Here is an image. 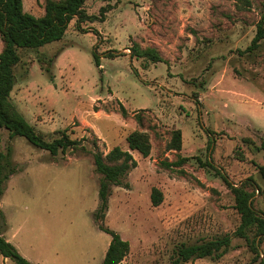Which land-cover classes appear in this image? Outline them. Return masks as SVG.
<instances>
[{
    "label": "rangeland",
    "instance_id": "obj_1",
    "mask_svg": "<svg viewBox=\"0 0 264 264\" xmlns=\"http://www.w3.org/2000/svg\"><path fill=\"white\" fill-rule=\"evenodd\" d=\"M248 2L86 0L87 14L100 16L104 8L102 21L78 29L71 20L60 40L19 49L10 100L45 140L65 130L78 141L52 155L1 129V150L16 171L0 195V228L24 258L101 264L110 241L101 226L129 243L118 264H173L181 243L233 234L240 221L234 194L198 159H210L235 186L251 178L255 186L246 189L264 212V179L256 169L264 164V39L246 49L264 0ZM22 3L32 15L44 13V0ZM135 44L162 61L131 57ZM176 129L181 148L168 149ZM133 130L149 135L150 153L130 150L137 165L122 179L126 186H110L105 215L95 220L100 174L92 153L129 150L125 138ZM178 155L191 158L180 167L162 165ZM153 187L162 192L158 205ZM258 251L232 237L220 258L183 264H264V239ZM0 264L15 263L0 255Z\"/></svg>",
    "mask_w": 264,
    "mask_h": 264
},
{
    "label": "trees",
    "instance_id": "obj_2",
    "mask_svg": "<svg viewBox=\"0 0 264 264\" xmlns=\"http://www.w3.org/2000/svg\"><path fill=\"white\" fill-rule=\"evenodd\" d=\"M86 0H44V13L40 16L32 15L23 9L22 0H0V38L2 48L0 51V142L1 129L8 131V136H22L34 146L49 151L56 155L59 151L65 152L68 148H76L78 141L70 139L65 130L57 131L59 136L51 140H45L35 128L25 119L16 106L10 100V92L15 83L14 68L20 61L19 49L39 48L45 44L60 40L66 32L71 20L75 21L76 28H80L81 22L103 20L104 8H101L100 16L87 14L84 9ZM242 7L248 6V0H237ZM96 31V30H94ZM264 39V3L260 20L257 22L256 31L251 39L247 51L255 49L259 42ZM93 58L96 66L100 65L99 55L96 49H93ZM107 56L115 55L107 52ZM130 56L144 57L152 62L162 61L153 49L140 48L137 44L130 48ZM40 64L41 60L38 59ZM45 71L49 73L50 68ZM122 109V114H126ZM138 120L139 116L136 115ZM126 142L129 150L121 149L119 146L112 147L106 154L101 151L92 153L94 170L100 174L98 184V206L94 212V219L103 218L107 210V201L110 194L111 185H125L122 179L127 172L137 165L130 150H135L143 157L150 153L151 143L149 135L143 131L133 130L126 136ZM264 147V143H262ZM208 147L212 148L208 141ZM168 149L180 150L181 132L176 129L172 132V138L167 144ZM190 156L178 155L176 160L171 162H162V165L170 168L172 166L180 167L187 162ZM198 159V158H197ZM201 166H207L214 169L222 181L231 188L234 194V207L239 213L240 221L233 234H224L209 240H201L197 243H181L175 249V258L173 264H183L196 258L210 257L218 259L229 249L232 237L244 238L256 254H259L258 246L264 239V212L257 210L253 206L252 191L246 188L255 186L251 178L235 186L228 176L218 169L210 159L201 161ZM259 175L264 179V164H256ZM16 171L9 161L7 153H4L0 147V195L3 193L4 184L9 176ZM183 173V170H180ZM151 201L153 205L162 202V192L153 187L151 190ZM110 234V241L105 250L101 264H118L128 253L129 243L127 240L111 229L101 226ZM4 227L0 228V255L9 258L15 264H32L24 258L16 247L7 241L3 236ZM252 236L249 238V233Z\"/></svg>",
    "mask_w": 264,
    "mask_h": 264
},
{
    "label": "crops",
    "instance_id": "obj_3",
    "mask_svg": "<svg viewBox=\"0 0 264 264\" xmlns=\"http://www.w3.org/2000/svg\"><path fill=\"white\" fill-rule=\"evenodd\" d=\"M6 258V257H5Z\"/></svg>",
    "mask_w": 264,
    "mask_h": 264
}]
</instances>
